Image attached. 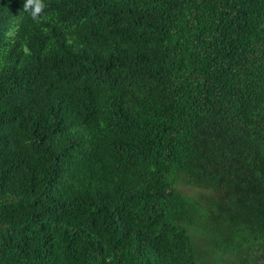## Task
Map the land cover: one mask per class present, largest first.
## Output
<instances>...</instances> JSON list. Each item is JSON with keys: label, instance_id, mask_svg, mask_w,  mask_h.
<instances>
[{"label": "trees", "instance_id": "1", "mask_svg": "<svg viewBox=\"0 0 264 264\" xmlns=\"http://www.w3.org/2000/svg\"><path fill=\"white\" fill-rule=\"evenodd\" d=\"M38 3L33 19L0 0V264H219L254 245L264 0Z\"/></svg>", "mask_w": 264, "mask_h": 264}, {"label": "flooded vegetation", "instance_id": "2", "mask_svg": "<svg viewBox=\"0 0 264 264\" xmlns=\"http://www.w3.org/2000/svg\"><path fill=\"white\" fill-rule=\"evenodd\" d=\"M201 249L205 250V248ZM210 257L205 256L207 264H215ZM217 259H219V264H264V235L254 245L236 248L231 252L224 251L222 255L217 256Z\"/></svg>", "mask_w": 264, "mask_h": 264}, {"label": "clouds", "instance_id": "3", "mask_svg": "<svg viewBox=\"0 0 264 264\" xmlns=\"http://www.w3.org/2000/svg\"><path fill=\"white\" fill-rule=\"evenodd\" d=\"M42 9V5L38 3V0H24L23 11L28 12L33 19L39 16Z\"/></svg>", "mask_w": 264, "mask_h": 264}, {"label": "rangeland", "instance_id": "4", "mask_svg": "<svg viewBox=\"0 0 264 264\" xmlns=\"http://www.w3.org/2000/svg\"><path fill=\"white\" fill-rule=\"evenodd\" d=\"M190 192V194H192L195 198L200 195L201 191H198L197 189H194V188H190L188 190Z\"/></svg>", "mask_w": 264, "mask_h": 264}]
</instances>
